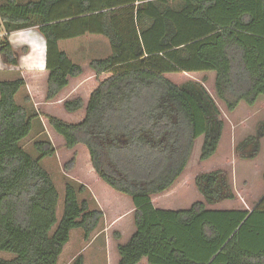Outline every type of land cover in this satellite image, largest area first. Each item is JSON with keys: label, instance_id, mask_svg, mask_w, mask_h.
Returning a JSON list of instances; mask_svg holds the SVG:
<instances>
[{"label": "trees", "instance_id": "16d2710c", "mask_svg": "<svg viewBox=\"0 0 264 264\" xmlns=\"http://www.w3.org/2000/svg\"><path fill=\"white\" fill-rule=\"evenodd\" d=\"M33 28L45 39V69L0 82V254L12 257L0 264H58L72 231L89 240L105 218L80 202L89 187L103 205L131 204L115 264H264V120L233 150L219 106L236 114L264 97V0H6L7 65L19 66L9 36ZM89 35L107 38L111 55L84 66L60 49ZM72 84H87L88 96L71 98ZM25 87L52 139L34 144L37 159L22 146L34 127L16 102ZM61 148L64 172L84 184L66 185L59 220L42 161ZM173 190L179 208L163 206Z\"/></svg>", "mask_w": 264, "mask_h": 264}, {"label": "rangeland", "instance_id": "374dc122", "mask_svg": "<svg viewBox=\"0 0 264 264\" xmlns=\"http://www.w3.org/2000/svg\"><path fill=\"white\" fill-rule=\"evenodd\" d=\"M6 0H0V4L4 3ZM28 1H37V0H18L20 3H26ZM38 31L37 28L25 30L21 36H9V41L11 40L13 46L15 47V51L17 52L19 57H23L26 51L29 50L26 44L16 45L17 39H24L32 32ZM17 32L13 33L16 34ZM6 34L3 31H0V38L5 37ZM10 41V42H11ZM26 50V51H25ZM62 51H65L72 62L87 66L91 61L94 60H103L111 55V46L110 42L107 38L102 36H84L80 39L70 40L65 42L61 48ZM22 66L12 67L7 65L1 58L0 60V82H8L15 81L19 78L23 77L24 70L21 69ZM205 75H196L193 78L202 81ZM206 88L210 91L212 95L214 88V76L212 74H208L207 83L205 84ZM29 89V88H28ZM69 95H72L71 98L77 96L87 97L90 88L86 85L83 87H75L73 84L71 86ZM30 91V90H29ZM28 91L23 90L21 95L18 97L17 101L19 105L26 106L30 115L34 118V127L29 137L23 141L22 146L24 149L34 158H38L39 155L34 149V144L38 141H52L50 133L47 130L46 125L44 124L41 117L38 116L36 111V105L34 102L28 104L25 102V96H28ZM31 94V93H30ZM31 95L28 97L30 98ZM32 98V97H31ZM31 100V99H30ZM34 103V104H33ZM221 110L223 112L222 118L229 122L230 131L227 130V133L231 132L229 137L233 138L232 143L228 142L233 146V150L235 149V143L237 141L242 140L248 134H255V127L257 126V122L264 120V99L259 103L256 107L252 109L246 108L244 105L241 110H239L236 114H229L224 105L219 103ZM57 107V106H55ZM53 107V111L56 108ZM59 107H61L59 105ZM228 137V136H227ZM236 138V141L234 140ZM238 138V139H237ZM201 141L198 142L196 152L198 153L200 150ZM264 146V142H263ZM233 155V151H232ZM68 156V155H67ZM234 156V157H233ZM232 156V162H230V167L235 168L238 165V157L235 152ZM70 155L66 158V154L64 150L61 148L58 150L56 156L51 158H46L42 161V166L48 171V173L52 176V179L55 183V186L58 190L60 200L58 204L57 216L60 220L63 216L64 211V196H65V187L68 183L74 184L77 188H79L80 184H84L80 181L81 174L77 175H68L64 172V165L69 160ZM255 165V164H254ZM228 166V167H229ZM242 166V165H241ZM240 166V167H241ZM243 167V166H242ZM244 168V167H243ZM258 168V167H257ZM227 170V167H226ZM228 171V170H227ZM248 171L251 173H255L256 166H249ZM76 173V172H75ZM74 173V174H75ZM257 175V174H256ZM257 184L260 183L262 173L257 176ZM246 180L247 184L253 185L252 175L249 177L243 178V181ZM236 181V179H235ZM257 186V185H256ZM89 187V186H88ZM162 198L157 199L160 201ZM80 202L87 201L90 205V210H103L105 213V218L102 219L99 227L96 231L91 235L89 240L85 239L84 232L82 230H74L71 233L70 242L64 248V251L60 257L58 264H73V262L79 257L83 256L85 264H115L116 262V244L117 241L115 239L116 234L119 232L121 234L129 235L130 225H131V214L132 207L131 204L127 201L123 202V200H115L110 204H102L100 202L92 189L89 187L86 193L79 196ZM166 205H171L175 208H179L182 203L181 198L178 196L176 190H173L171 193L165 196L164 202ZM104 207V209H103ZM1 258L11 259V255L9 254H0Z\"/></svg>", "mask_w": 264, "mask_h": 264}, {"label": "crops", "instance_id": "0c3cea01", "mask_svg": "<svg viewBox=\"0 0 264 264\" xmlns=\"http://www.w3.org/2000/svg\"><path fill=\"white\" fill-rule=\"evenodd\" d=\"M1 4H3V3H1ZM33 29H35V28H33ZM35 31L36 32H32L28 36H26V38L20 39L21 38L20 37L19 39H17L16 42H13V43H16L17 46L18 45H22V44H26L28 46V48H29V50L27 51V53L24 54L23 57H19L20 65L22 66L21 69L24 70V71L25 70H38V71H42V70L45 69V61H46V43H45V39L40 34L39 31H37V30H35ZM21 33L23 34L24 32L23 31H20V32H17L16 34H13L12 33L11 35L14 36V37H16V36H21L22 35ZM78 39H80V38H78ZM65 42H67V41H64V42H61L60 43V49L62 48V45ZM10 43H12V41ZM12 46H13V44H12ZM0 60H1V54H0ZM23 90L28 91V93H27L28 96H25L24 100H26L31 95L28 87L23 88L21 90V92L16 96V102H17V104H18L17 99L21 95V93H22ZM30 99L31 100H30V102L28 104H31V102H33V100H32L31 97H30ZM263 99H264V97L260 99L259 103H261V101ZM19 106H22V105H19ZM22 107H24V105ZM25 108H26V106H25Z\"/></svg>", "mask_w": 264, "mask_h": 264}, {"label": "clouds", "instance_id": "9594fccd", "mask_svg": "<svg viewBox=\"0 0 264 264\" xmlns=\"http://www.w3.org/2000/svg\"><path fill=\"white\" fill-rule=\"evenodd\" d=\"M22 34V33H21Z\"/></svg>", "mask_w": 264, "mask_h": 264}]
</instances>
